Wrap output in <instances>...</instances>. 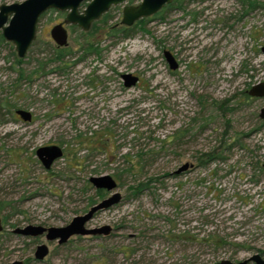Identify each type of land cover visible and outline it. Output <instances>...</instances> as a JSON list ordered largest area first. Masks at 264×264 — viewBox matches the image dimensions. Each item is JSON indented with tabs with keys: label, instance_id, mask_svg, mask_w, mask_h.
I'll use <instances>...</instances> for the list:
<instances>
[{
	"label": "rangeland",
	"instance_id": "1",
	"mask_svg": "<svg viewBox=\"0 0 264 264\" xmlns=\"http://www.w3.org/2000/svg\"><path fill=\"white\" fill-rule=\"evenodd\" d=\"M245 1L185 0L183 9L153 15L146 31L124 40L98 23L91 40H100V52L85 57L81 30L68 26L73 55L58 64L64 68L45 65L29 79L17 78L13 44L0 45V202L7 205L0 215L8 217L0 262L33 256L11 229L69 222L89 208L87 179L103 173L116 178L123 199L89 225L110 224L111 233L52 242L44 260L30 264H212L264 251V125L256 129L264 97L242 93L264 81V0ZM140 2L112 7L109 25L122 23L125 5ZM64 13L48 10L40 18L22 58L27 72L55 45L49 30ZM165 49L178 69L169 67ZM126 72L139 83L125 87ZM200 99L208 125L201 130L200 121L177 141L178 129L201 116ZM230 99L237 111L224 117L212 103ZM17 108L29 110L31 121L21 120ZM227 130V142L243 133L240 143L224 151L225 161L198 166V156L218 148ZM50 144L63 156L45 169L35 150ZM141 151L152 152L145 170L118 179V168L129 164L123 156ZM185 163L192 166L174 173ZM150 177L152 187L133 196L130 186ZM122 246L136 251L127 257Z\"/></svg>",
	"mask_w": 264,
	"mask_h": 264
},
{
	"label": "water",
	"instance_id": "2",
	"mask_svg": "<svg viewBox=\"0 0 264 264\" xmlns=\"http://www.w3.org/2000/svg\"><path fill=\"white\" fill-rule=\"evenodd\" d=\"M129 0H22L20 2L1 3L0 4V33L3 38L12 43L14 50L19 58H23L31 44L36 38L37 24L40 16L49 9L66 11L64 20L54 24L50 29V36L57 46L64 47L68 45V33L65 25L76 24L83 30H89L92 24L109 12L112 6L122 5ZM87 5L81 9L83 3ZM173 0H141L137 5L127 4L123 9L122 24L133 26L138 20L157 14L167 4ZM264 52V45L262 46ZM169 67L173 70L179 68L180 64L173 52L165 49L163 52ZM125 87H133L138 84L140 77L131 72L122 74ZM252 97H264V81L258 82L248 90ZM16 114L24 121H31L32 113L19 108ZM259 116L264 120V106L260 109ZM35 155L45 169H49L52 164L63 156V148L56 144L42 145L36 148ZM190 163L180 166L174 173L180 174L189 167ZM90 183L97 189H107L112 194L81 214L74 215L71 220L61 226H40L28 224L23 227H16L14 232L21 235H34L46 232V238L49 240L57 239L58 243H65L74 235H108L114 229L112 225L105 224L96 227H90V222L94 219L97 212L108 210L119 204L123 197L119 190V183L110 173L94 174L89 177ZM3 224L0 216V231ZM48 252L46 245H40L36 251V257L42 259ZM254 261L256 264H264L263 253H255L249 258L233 262L230 259H223L222 264H249ZM0 264H23L21 260L10 262H0Z\"/></svg>",
	"mask_w": 264,
	"mask_h": 264
},
{
	"label": "trees",
	"instance_id": "3",
	"mask_svg": "<svg viewBox=\"0 0 264 264\" xmlns=\"http://www.w3.org/2000/svg\"><path fill=\"white\" fill-rule=\"evenodd\" d=\"M194 1L202 2L206 0H194ZM242 1L244 3L246 2L245 0H242ZM184 2L185 0H174V2H172L171 4H167L166 7L159 13L162 14L174 8L183 9ZM110 19H111V15L108 12L102 17V19L94 23L90 31L85 32L81 30V35L78 38V43L80 46L79 52H82L85 54H99L100 52V49L98 48L99 41L91 40V36L93 35V32H92L93 28L96 27L98 23H103L104 27L109 28V35H115L119 37L120 39L124 40V39L134 37L136 33L139 31H143V30L146 31L147 23L150 20L149 18H143L137 21L133 26L121 25L119 27H115L114 25H109ZM34 42L35 41H33L32 44H34ZM3 43L9 44L8 42H6V40L3 38L2 34L0 33V45ZM48 52L49 54L45 56L44 58H42L44 61L37 59V65L31 71L27 72V69L21 65L23 63V59L19 58L16 55V52L13 50L12 54H13V57H15L14 64L17 65L13 69L17 74V78L19 80L23 78L26 79V77L28 76L27 78L29 79L31 75L37 74L38 70L42 69L43 71L45 65H55L56 64L57 66H55V68L57 67V70H62L64 67L58 64L63 63L64 65H66V63L69 61L68 59H70L73 55V52L70 51V49L67 48V46L57 47L54 45L53 47L50 48V51ZM248 90L249 89H246L242 93L244 94L246 99H251L252 96H250ZM231 101L232 99L225 100L224 102H219L217 100H214L212 105L216 106L221 111L224 117H227L228 115L233 114L237 111V108L230 106ZM200 103L202 106V110L199 112V114L201 116L193 117L189 125L183 126L178 129V131L176 132V135L174 136L177 141L183 139V137L185 136H188V134L191 133L192 130L195 129L196 125H198L200 121L205 122L200 125L201 130L205 128V125H208L207 121L210 120L211 118L210 117L207 118L204 114L207 108L205 107V103L203 102L202 99H200ZM17 109H15V111ZM258 119H259L260 125L256 129H260L264 125V120L261 119L260 116H258ZM227 120L230 121L229 118H227ZM227 134H228V130L224 133V137L221 140V143L218 146V148H213L211 151L204 153V154H200V156H198L197 158L198 166H201V167L206 166L209 163H212L214 161H225L227 159V156L224 154V151L231 149L235 144L240 143V140H241L240 137L244 135L243 133H237V136L236 137L234 136V140L236 139V141L227 142V138H226ZM241 146H243V144H241ZM150 155H152V152H146V151H141L134 155H132L131 153L125 154V156L123 157L126 159V164L129 163L130 165L128 164V166L118 168L119 171L116 174V177L118 179H121L124 173H127V174L138 173L139 174L140 172L144 171L145 166H146L145 162L147 161ZM134 160H136L137 163L134 164ZM137 166L139 167V169H136ZM136 170H138V172H136ZM154 181H156V179L152 177L145 178L144 180L142 179L138 180L134 185L130 186L133 190L132 195L138 196L144 190L150 189ZM84 193L86 195L87 207L93 206L94 204L98 202L100 198H103V193L101 192V190L93 189L92 184L90 183L89 179H87L86 181ZM6 208H7V205H4L2 204V202H0V211L5 210ZM85 210L87 209L85 208ZM2 219L5 225L8 221L7 214H4L2 216ZM120 250L124 252L125 256L130 257L131 255L134 254V251H136V248H129L128 246L126 247L122 246Z\"/></svg>",
	"mask_w": 264,
	"mask_h": 264
},
{
	"label": "flooded vegetation",
	"instance_id": "4",
	"mask_svg": "<svg viewBox=\"0 0 264 264\" xmlns=\"http://www.w3.org/2000/svg\"><path fill=\"white\" fill-rule=\"evenodd\" d=\"M194 1V0H193ZM239 1H241L242 3H244L242 0H239ZM173 2H174V0H173ZM199 2V1H198ZM139 4V3H138ZM171 4V3H170ZM87 5V4H86ZM117 6V5H116ZM112 7H114V6H112ZM111 7V8H112ZM166 7V6H165ZM164 7V8H165ZM163 8V9H164ZM162 9V10H163ZM174 9H176V8H174ZM49 10H53V9H49ZM56 10V9H55ZM111 10V9H110ZM109 10V11H110ZM161 10V11H162ZM48 11V10H47ZM59 11V10H58ZM46 12V11H45ZM45 12L40 16V18L45 14ZM60 12H65L64 14L66 15V11H60ZM160 12V11H159ZM158 12V13H159ZM108 13V12H107ZM157 13V14H158ZM106 14V13H105ZM104 14V15H105ZM65 15H64V17H65ZM103 15V16H104ZM156 15V14H155ZM102 16V17H103ZM152 16H150V17H147V18H151ZM40 18H39V20H40ZM102 19V18H101ZM63 20H64V18H63ZM100 20V19H99ZM98 20V21H99ZM98 21H96V22H98ZM139 21V20H138ZM39 22V21H38ZM62 22V21H61ZM60 23V22H59ZM95 23V22H94ZM94 23L92 24V26H91V28L93 27V25H94ZM57 24V23H56ZM38 25V24H37ZM121 25H124V24H115L114 26L115 27H119V26H121ZM68 26H70L72 29L73 28H79L80 30H82V31H85V30H83L81 27H79V25H76V24H68V25H65V28H66V30H67V33H68V37H69V32H68ZM126 26V25H125ZM90 28V29H91ZM51 29V28H50ZM90 29L89 30H86L85 32H87V31H90ZM109 32V31H108ZM49 34H50V30H49ZM112 37H117V36H115V35H111ZM51 37V36H50ZM119 40H122V39H120L119 37H117ZM52 39V38H51ZM53 40V39H52ZM96 41H99V44H100V40H96ZM54 42V41H53ZM54 44H55V46H57L56 45V43L54 42ZM32 45V44H31ZM57 47H60V46H57ZM164 52V51H163ZM174 54V53H173ZM87 55H92V54H85V53H82V57H85V56H87ZM98 55V54H97ZM176 57V56H175ZM177 58V57H176ZM81 59V58H80ZM173 70V69H172ZM123 74V73H122ZM122 74H121V78H122ZM123 79V78H122ZM140 81V80H139ZM123 82H124V80H123ZM139 83V82H138ZM125 86V85H124ZM17 115V114H16ZM18 116V115H17ZM21 120H23L20 116H18ZM24 121V120H23ZM25 122H29V121H25ZM92 187H93V189H95V190H101V192L103 193V198H100L99 200H98V202L99 201H101L102 199H104V198H106V197H108V196H110L111 194H112V192L111 191H108L107 189H97V188H95L93 185H92ZM97 202V203H98ZM96 203V204H97ZM95 205V204H94ZM91 207H89L87 210H85L84 212H86V211H88L89 209H90ZM83 212V213H84ZM98 213H100V211L99 212H97L96 213V215L98 214ZM95 215V216H96ZM1 216V215H0ZM1 220H2V224H3V227H4V223H3V219H2V216H1ZM68 223V222H67ZM29 224H31V223H29ZM66 224V223H65ZM26 225H28V224H26ZM33 225H40V226H44V227H48V226H45L44 224H33ZM25 226V225H24ZM16 227H19V226H15L13 229H15ZM21 227H23V226H21ZM13 229H11V233L12 234H15V235H17V236H20V237H23L24 239H26V242H25V245L29 248V249H33V256L31 257V258H27V259H15V260H21L22 262H23V264H30L31 262H41V261H43L44 260V258H45V256H47V254L49 253V247H48V244H50V243H52V242H56V244H57V246H63V245H66V244H68L70 241H72L73 240V238L74 237H78V238H82V237H84L85 235H74V236H72V237H70L65 243H58V240L57 239H53V240H49V239H47L46 238V232H43V233H40V234H34V235H27V236H24V235H21V234H19V233H16V232H14L13 231ZM3 230V229H2ZM1 230V231H2ZM0 231V232H1ZM10 233V232H9ZM101 234H99V235H86V236H91V237H99ZM40 245H46L47 246V248H48V252H47V254L42 258V259H39V258H37L36 257V251H37V248H38V246H40ZM263 253V252H262ZM230 260H232L233 262H238V261H240V260H234V258H230ZM13 261V260H12ZM212 264H222V260H219V261H215V262H212ZM249 264H256L254 261H250L249 262Z\"/></svg>",
	"mask_w": 264,
	"mask_h": 264
}]
</instances>
